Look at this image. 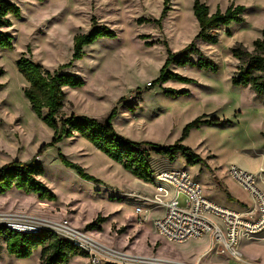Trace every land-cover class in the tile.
Masks as SVG:
<instances>
[{"label":"rangeland","instance_id":"1","mask_svg":"<svg viewBox=\"0 0 264 264\" xmlns=\"http://www.w3.org/2000/svg\"><path fill=\"white\" fill-rule=\"evenodd\" d=\"M21 9L20 19H11L6 29L14 37L13 50L0 51V168L19 161L37 162L45 174L40 181L55 194L56 201L41 202L16 190L0 197V214L23 213L50 219H67L85 230L104 248L137 258H164L195 263L210 248V235L172 243L160 237L154 220L160 209H145L130 194L152 196L155 186L138 182L123 167L83 138L53 142L54 132L32 111L24 96L27 84L17 69L26 56L45 70L54 72L71 62L73 39L98 26L113 30L116 39H101L85 48L82 60L66 70L86 82L84 88L66 90L64 115L75 114L105 122L116 109L112 124L123 137L134 142L161 146L176 144L185 126L199 117L216 118L211 126L191 131L183 145L202 158L206 166L188 167L178 156L175 162L151 155L150 164L162 170H187L202 186L203 194L220 206L242 211L252 207L251 195L231 176L235 166L255 175L264 193V103L248 87L232 83L238 61L232 49L242 44L252 50L264 31V0H201L211 13L230 5L245 7V22L221 28L218 43L196 41L204 59L217 70L171 65L167 71L193 80L191 84L159 78L167 60V47L176 54L186 49L199 33L193 0H170L164 18V0H9ZM145 19L147 22L139 23ZM160 21L157 24L156 21ZM193 61L199 56L192 55ZM187 91L167 96L164 91ZM81 166L98 183L85 181L67 169L59 155ZM130 193V194H129ZM228 194L232 200L228 199ZM184 199V196H180ZM104 220L94 230L87 226ZM241 264H264V234L257 240H242ZM40 250L29 259H17L0 242V264H41ZM75 258L69 264H88ZM123 264H136L120 261ZM201 264H238L228 256L208 255Z\"/></svg>","mask_w":264,"mask_h":264},{"label":"trees","instance_id":"2","mask_svg":"<svg viewBox=\"0 0 264 264\" xmlns=\"http://www.w3.org/2000/svg\"><path fill=\"white\" fill-rule=\"evenodd\" d=\"M170 0H164L162 17L164 18ZM193 14L199 26V33L186 49L179 54L173 53L167 47V60L160 71L159 78L152 84H164L168 81H176L191 84L193 80L184 78L175 73L168 72L171 65L178 67H196L216 71L217 66L210 60L204 59L195 42L201 41L206 44L216 45L218 43V31L232 24H243L245 22V7L241 5H230L225 11L219 9L215 13L201 0H193ZM21 18V9L9 0H0V51L14 49V37L6 29L12 27L11 19ZM147 22L145 19L139 23ZM160 24V21H156ZM117 34L106 26H98L93 20V28L87 34H78L73 39V53L70 63L61 65L56 71L45 70L40 64L31 58L22 56L16 63L17 69L27 87L24 96L28 100L33 113L54 132L53 142L55 145L64 138H71L75 134L90 142L98 151L106 155L113 162L121 165L125 171L134 178L146 183H154V172L150 159L151 155L162 156L170 162H175L178 156H182L188 167L197 165L206 166L205 161L195 154L190 148L183 145L191 131L202 126H211L218 122L216 118L198 119L187 124L179 141L170 146H161L152 142H134L120 135L114 128L112 121L116 115L113 110L110 117L102 122L86 116L64 115L62 109L66 100V90H78L84 88L86 82L80 77L69 74L66 70L71 68L76 61L85 56V48L90 47L101 39H116ZM199 56L193 61L192 55ZM232 56L238 61L237 71L232 83L236 87L250 88L264 103V31L262 36L252 44L249 50L242 44H237L232 49ZM5 74L0 68V77ZM3 85L0 84V89ZM167 96L186 95L187 91H164ZM61 163L85 180L98 183L78 164L67 160L59 155ZM45 174L44 168L37 162L30 164L19 161L7 164L0 168V197L6 193L16 190L26 196H36L41 202H54L56 196L41 181ZM228 199L232 197L228 194ZM98 218L94 223L87 226L88 230H94L103 222ZM0 242L6 246V252L17 259H29L40 250L41 264H69L75 258H88V254L71 242L60 238L53 232L43 231L39 234H23L12 231L0 224Z\"/></svg>","mask_w":264,"mask_h":264},{"label":"built area","instance_id":"3","mask_svg":"<svg viewBox=\"0 0 264 264\" xmlns=\"http://www.w3.org/2000/svg\"><path fill=\"white\" fill-rule=\"evenodd\" d=\"M228 175L251 195L252 207L237 211L220 206L204 196L201 184L187 170L156 173L153 183L155 193L150 197L130 194L135 202L142 204L135 209L137 214H142L145 209L162 211V216L154 220V228L166 241L181 244L192 238L210 235L208 252L195 263L121 255L104 248L88 232L73 227L67 219L9 213L0 214V224L23 234L53 232L86 252L88 264H123L120 261L126 260L136 264H201L202 258L212 254L228 256L233 262L241 264L244 262L241 241H254L264 234V193L257 187L255 175L235 166L229 168ZM181 195L184 199L180 198Z\"/></svg>","mask_w":264,"mask_h":264},{"label":"crops","instance_id":"4","mask_svg":"<svg viewBox=\"0 0 264 264\" xmlns=\"http://www.w3.org/2000/svg\"><path fill=\"white\" fill-rule=\"evenodd\" d=\"M63 108H64V107H63ZM62 111H63V109H62ZM72 114H73V113H72ZM72 114H70V115H72ZM70 115H68V116H70ZM74 137L80 138V136L77 135V134H75ZM151 167H152V170H153V172H154V175H155L156 173H158V172H161V171H172V170H162L161 168L157 169V171H156L152 165H151ZM138 182L142 183V185L145 186V187H148V186L151 185V184H146V183H144V182H142V181H140V180H138ZM12 191H14V190H12ZM12 191H10V192H12ZM129 194H130V193H129Z\"/></svg>","mask_w":264,"mask_h":264},{"label":"bare ground","instance_id":"5","mask_svg":"<svg viewBox=\"0 0 264 264\" xmlns=\"http://www.w3.org/2000/svg\"><path fill=\"white\" fill-rule=\"evenodd\" d=\"M120 254V253H119ZM122 255V254H121ZM128 259H130V258H128Z\"/></svg>","mask_w":264,"mask_h":264}]
</instances>
